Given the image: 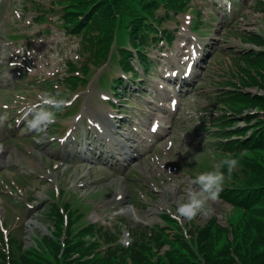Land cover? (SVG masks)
I'll use <instances>...</instances> for the list:
<instances>
[{"label": "rangeland", "instance_id": "1", "mask_svg": "<svg viewBox=\"0 0 264 264\" xmlns=\"http://www.w3.org/2000/svg\"><path fill=\"white\" fill-rule=\"evenodd\" d=\"M49 8L50 0H0V114L8 115L0 128V224L12 250L22 243L40 251V239L54 231L50 210L67 203L80 210L77 226L86 219L108 232L101 241L110 242L101 247L117 244L133 230L162 224L168 211L163 228L188 242L212 220L225 227L228 232L220 236L212 228V252H218L241 224L243 210L218 198L209 202L206 214L188 221L176 218V200L191 179L227 154L212 135L222 126L220 91L236 84L244 92L264 95V87L256 85L262 78L251 65L254 79L243 74L244 81L239 80L236 59L249 48L261 49L246 39L250 34L264 37L259 0H190L185 11L163 22L173 41L151 46L149 69L138 68L136 75L121 71L118 56L100 68L85 62L79 37L63 32L58 13ZM121 34L118 44L125 46ZM81 73L83 79L71 78ZM117 75L124 86L114 99L108 88ZM57 91L75 101L44 130H29L20 109ZM18 96L25 100L17 101ZM240 109L241 116L231 115L233 127H243L244 118L256 112L245 105ZM118 142L131 145L132 157L122 153L127 147L117 148ZM251 156L264 164V153ZM239 168L238 163L231 174L222 169L223 185L234 183ZM40 253L54 261L48 252ZM99 259L95 264L108 263ZM113 262L132 264L120 247Z\"/></svg>", "mask_w": 264, "mask_h": 264}, {"label": "trees", "instance_id": "2", "mask_svg": "<svg viewBox=\"0 0 264 264\" xmlns=\"http://www.w3.org/2000/svg\"><path fill=\"white\" fill-rule=\"evenodd\" d=\"M189 1L50 0L49 10L58 13V23L63 32L79 37L80 53H86L85 62L102 65L110 52L111 58L119 57L117 62L123 71L134 72L133 55L143 69H148L147 50L158 45L159 41L171 43L173 34L163 27V22L185 11ZM259 2L264 12V2ZM158 9H163V12L157 14ZM120 32L133 51L118 44ZM246 39L261 49L251 48L236 57L240 62L237 68L239 80L244 81L243 74L254 79L250 73L251 65V69L262 78V84L256 85L264 87V73H260L264 68V37L250 34ZM70 65L75 67L74 62ZM71 78L78 77L71 75ZM116 82L122 83L121 77ZM221 94V101L229 113L222 114V126L212 135L219 141L218 148L232 154L240 168L234 174V183L223 186L219 197L242 209L243 220L231 230L232 238H228L227 244L218 252H212V240L220 236V232L228 230L212 220L198 230L197 237L191 236L193 240L190 242L180 238L179 234L170 236L164 229L154 227L149 233L142 229L133 232L129 246L111 244L104 254H100L95 252L96 246L101 245L97 238L104 233L108 235V232L104 230L102 233V228L94 225L77 226L75 223L81 215L65 203L50 210L54 231L40 239L43 246L40 251L25 249L22 244L13 251L10 242L6 246L0 242V264H95L100 261L99 257L107 264H114L112 261L117 257L119 247L129 254L132 264H264V164L252 160L251 156L264 153V95H252L235 87ZM243 105L256 112L244 118L243 127H233L236 120L231 115L241 116L244 110L240 107ZM213 226L217 228L215 237ZM95 235L96 238L89 241ZM107 242L110 241L107 239ZM163 246L166 248L162 249ZM42 251L48 252L54 261L46 259L40 253ZM153 254L157 255L155 260Z\"/></svg>", "mask_w": 264, "mask_h": 264}, {"label": "clouds", "instance_id": "3", "mask_svg": "<svg viewBox=\"0 0 264 264\" xmlns=\"http://www.w3.org/2000/svg\"><path fill=\"white\" fill-rule=\"evenodd\" d=\"M16 99L24 101L25 97L18 96ZM70 103L71 101L59 91L55 94L45 93L36 104H24L20 109V118L26 122L29 130L42 131L54 122L57 112L62 111ZM7 121L8 115L0 114V128L4 127ZM237 165L238 160L232 154H225L211 170L200 172L191 179L189 186L184 190L185 195L176 200V218L192 221L198 214H206V206L210 201H216L223 189L225 173L222 169L226 168L228 174H231ZM128 235L129 238L122 240L125 246L131 243L130 234Z\"/></svg>", "mask_w": 264, "mask_h": 264}, {"label": "bare ground", "instance_id": "4", "mask_svg": "<svg viewBox=\"0 0 264 264\" xmlns=\"http://www.w3.org/2000/svg\"><path fill=\"white\" fill-rule=\"evenodd\" d=\"M11 75V74H10ZM159 119V118H158ZM161 124V121L159 122V125ZM162 126V125H161ZM125 144V143H124ZM123 148H125V146L123 145L122 146ZM123 153H126L127 155H128V157H132V155H131V153H130V150H129V147H127L126 148V150L125 151H123ZM119 194H120V192H119ZM116 197V196H115ZM127 211H130V209H126Z\"/></svg>", "mask_w": 264, "mask_h": 264}, {"label": "snow or ice", "instance_id": "5", "mask_svg": "<svg viewBox=\"0 0 264 264\" xmlns=\"http://www.w3.org/2000/svg\"><path fill=\"white\" fill-rule=\"evenodd\" d=\"M153 130H155V126H154Z\"/></svg>", "mask_w": 264, "mask_h": 264}]
</instances>
